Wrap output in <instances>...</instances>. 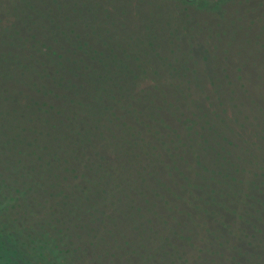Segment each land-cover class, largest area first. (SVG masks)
I'll return each mask as SVG.
<instances>
[{"label":"trees","instance_id":"obj_1","mask_svg":"<svg viewBox=\"0 0 264 264\" xmlns=\"http://www.w3.org/2000/svg\"><path fill=\"white\" fill-rule=\"evenodd\" d=\"M18 1L0 0V84H24L27 94L0 103V117L12 106L33 108L31 91L41 93L36 80L53 81L63 102L55 128L48 110L28 118L41 125L37 139L45 149L52 140L43 130L55 129L56 161L42 160L35 141H27L30 164L7 161L0 171V237L12 238L32 264H107L104 244L138 242L125 233L104 235L126 207L150 239L133 252L154 244L168 264H195L203 254L213 264H264V0H93L110 17L117 12L105 28L118 42L107 40L109 50L82 58L66 50L62 38L70 35L61 25V36L25 32L32 16ZM53 2L78 24L84 16L76 6L89 4ZM231 30L236 35L227 43ZM4 46L26 52L23 75L2 71L10 62ZM221 46L235 51L238 63L220 64ZM245 50L252 55L242 64ZM166 52L179 70L195 67L162 77L159 69L172 65ZM40 64L55 72L43 74ZM252 74L256 81L244 77ZM21 128L11 129L12 141L28 140ZM72 203L79 220H62L58 205ZM183 214L199 227L187 239ZM174 235L188 242L189 254L174 246Z\"/></svg>","mask_w":264,"mask_h":264},{"label":"rangeland","instance_id":"obj_2","mask_svg":"<svg viewBox=\"0 0 264 264\" xmlns=\"http://www.w3.org/2000/svg\"><path fill=\"white\" fill-rule=\"evenodd\" d=\"M18 2L19 9L24 12L27 8H29L32 16L31 19L28 18L30 20L28 25L25 24L22 26V29H24L25 32H29L30 27H32L34 30L36 29L41 33H50V35L55 37L61 36L63 33L62 30L68 31L70 35V41L65 39V37L62 38L65 42L64 44L66 50L69 51V53L76 52L77 55H79L81 58L97 54L98 52L95 53V50L100 51L97 50L100 47H103V49L104 47H106L109 50V46L107 44L109 42H107V40H110L112 42H118L116 32L113 31L112 36L110 37L108 34H106L107 30L105 28L107 27L106 22H112L113 24L112 17H114L113 15L116 16L117 12H115L112 17H110L111 15L109 16L108 14L103 12L104 6L99 2L89 0L88 9L82 3H79L78 6H72H76L77 9L83 11L82 15L84 17L82 20H80L79 24L72 18L68 19L67 17L70 15L67 12L66 15L64 13L62 14L59 4L54 3L53 0H19ZM12 10L16 11V8L12 7ZM62 17H65V19H62ZM23 18H26V15H23ZM231 18L232 16H230V19ZM59 25H61L62 30L58 28ZM18 27L19 25L17 23V26H14V29H18ZM98 35H100V37ZM235 35L236 34L234 30L233 32L231 30L228 33L224 34V38H222L225 42L230 43L233 41ZM2 39L4 40L5 38L0 37V40ZM228 50L229 49H225L223 46H221L219 52L220 64L234 65L238 63V60H236L234 57L235 51H231L230 53H228ZM202 51L204 50L202 49ZM1 52H5L8 60L10 61L8 67L4 68L2 71L10 69L15 74H18V76L16 77H19V75H23V73L27 71L28 65L23 61L26 52L8 46L1 47ZM28 54L30 56L32 54V51L28 50ZM204 55L208 56V54L205 52ZM226 55L228 56L226 57ZM251 55V50L243 51L242 64L249 63L248 58ZM164 58L166 60L167 58H169V54L167 52L164 55ZM167 61L168 64L172 62V65H168V67L159 69L162 77H169L171 76V74L174 73H176L175 76L178 77V74H184L185 71H187V67H189L190 69L195 67L192 64H189L186 68L184 65H180L181 70H179L178 65H174L172 56ZM209 67H212V62H210ZM212 68L213 70H215V67ZM220 69L223 68L218 67V70ZM38 70L43 72V74H50L55 72V68L50 64H40L38 66ZM245 70H247V67H245ZM192 77L194 78V76ZM244 77H248L251 80L255 81L257 80V77L254 74ZM170 80L171 79H169V81H167L166 83L171 86V83L173 81ZM36 82L37 84L34 85V90L39 89L41 90V93L37 95L34 91H31L32 96L29 98L28 102L33 106L32 109H26L25 107L21 108L19 106H12L10 107V113L7 115V117H0V160L3 161V163H1L0 161L1 172L6 171L7 168L10 167L9 164H5L7 161H9L11 165L30 164L31 158L27 155H30V153H32V150H28L26 148L27 141H35L34 149L37 150L38 155L42 160L50 162L56 161L58 155V148L55 139L56 137H58V135L55 129H51V131L48 127L43 130V132L46 134L47 131L51 132L50 138L52 140L50 149H45V142L41 141L40 139H37V129L41 125L39 126V124H37L36 122L29 123L28 118L34 116L32 114L33 111L38 114V112L40 111L39 109H43L44 111L48 110L50 116L53 117L50 118V120L51 122H53L54 128L57 127V111L58 107L63 102V97H61V95L60 97L56 96V94H60V91L56 89L53 84V81L42 82L36 80ZM7 86H10V88L7 89ZM22 90H24V92L27 94L26 86L24 84H15L12 86L6 83L3 85L0 84V103H2L7 98H11L12 96H17L19 99L23 98L24 95L21 93ZM21 126H26L28 130V132H26V136L28 135V140H25V136H20L17 138V140L12 141L11 139L16 138L15 130L20 131L22 129ZM18 127L21 129H19ZM14 128L15 130L12 131L11 129ZM178 183L180 184L182 183V181L178 180ZM172 198H176V196L172 195ZM74 204L72 203L69 206H66L65 208L64 205H58L57 213H59L62 209L64 210L61 216L62 220L68 221L72 217H74L76 220H79L77 218L79 208L75 207L78 203H76L75 205ZM183 207H186V203H183ZM88 209V207L83 208V212L86 213ZM119 214L120 215L117 221H109L108 227L103 229L106 239H115L114 233L117 234L116 237L122 239L123 236L121 233H125L126 235L133 238L131 240L137 239L138 242L133 243V247H127L126 241H118V243L110 246L104 244L103 246L105 248V252L103 256L107 264H168L169 260L166 262V260L162 258V255L159 252L160 250L157 249V246H155L154 244H147L146 246H142L139 248L138 252L132 251V249H135L136 247L138 248V245L143 244L146 240L150 241L149 236H145L143 234L141 228L142 225H138L140 226V229L136 230L137 225L134 220L132 209L123 207ZM88 215L89 217L91 216L90 213H88ZM120 219L122 221H119ZM180 220L182 223L181 228L183 229L182 233L185 235L186 239L192 236V230L195 231L199 228L193 222V220L185 214L182 215ZM210 227H212V225H210ZM218 227L223 230L225 229L223 226H220V224L214 223V228L217 229ZM59 228H65V224L61 223L59 225ZM181 228H176V230L180 232ZM29 233H33V231L29 230L28 227V230H26V234ZM2 238V252H0V261H2V264H32L18 251L16 245L10 240L12 238ZM173 238L177 239V242L174 243V246L180 248L181 250L187 253L188 250L185 246L188 245V242L180 240V237H177V235H174ZM187 254H189V252ZM209 258H211L210 255L203 254L201 257L195 258L194 261L195 264H213L209 263ZM240 259L245 260L246 257H240Z\"/></svg>","mask_w":264,"mask_h":264},{"label":"snow or ice","instance_id":"obj_3","mask_svg":"<svg viewBox=\"0 0 264 264\" xmlns=\"http://www.w3.org/2000/svg\"><path fill=\"white\" fill-rule=\"evenodd\" d=\"M2 244H3V238L0 237V252H2ZM0 264H2V261H0Z\"/></svg>","mask_w":264,"mask_h":264}]
</instances>
